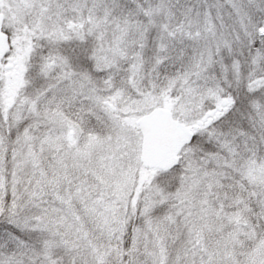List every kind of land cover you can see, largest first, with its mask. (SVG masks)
Returning a JSON list of instances; mask_svg holds the SVG:
<instances>
[{
    "label": "snow or ice",
    "instance_id": "obj_1",
    "mask_svg": "<svg viewBox=\"0 0 264 264\" xmlns=\"http://www.w3.org/2000/svg\"><path fill=\"white\" fill-rule=\"evenodd\" d=\"M0 264H264V0H0Z\"/></svg>",
    "mask_w": 264,
    "mask_h": 264
}]
</instances>
